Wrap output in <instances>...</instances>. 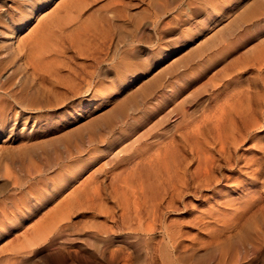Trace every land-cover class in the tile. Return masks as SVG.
<instances>
[{"label": "rangeland", "instance_id": "obj_1", "mask_svg": "<svg viewBox=\"0 0 264 264\" xmlns=\"http://www.w3.org/2000/svg\"><path fill=\"white\" fill-rule=\"evenodd\" d=\"M77 14L84 30L56 76L30 71L25 51L14 58L17 38L37 29L39 42ZM0 90V264H264V0H0ZM227 99L250 121L226 130L215 177L158 221L123 216L140 149ZM176 138L194 171L188 147L204 141ZM68 197V229L47 236ZM99 225L111 227L107 243Z\"/></svg>", "mask_w": 264, "mask_h": 264}, {"label": "bare ground", "instance_id": "obj_2", "mask_svg": "<svg viewBox=\"0 0 264 264\" xmlns=\"http://www.w3.org/2000/svg\"><path fill=\"white\" fill-rule=\"evenodd\" d=\"M70 1H71V3H73L75 5V7H77L84 0H73V1L70 0ZM32 14H33V10L30 9L29 11H26V14H25L27 16V20L26 21L29 20V17L32 16ZM53 29L54 30H49V32L44 37H43V35L40 36L41 34H39V36H40L39 38L42 37L39 42L38 41H36V42L33 41V40H35L34 37L38 33V32L36 33V31H38L37 29L34 30V31H30L27 34L26 38H24V40H21L20 38H17L16 35H15L14 39L17 38L16 39L17 45L15 46L16 47L15 53L13 51L14 58L19 53H22L23 51H25V52L22 53V55L25 57V59H27L28 62H27L26 66L29 65V67L31 68L30 71H33L34 73L35 72H41V73H45L46 75L47 74H50V75L51 74H54V75L58 74L59 70L61 69V66L63 68V61H64L65 57L68 56V55H66L67 50L70 49V47H72L73 44L75 43V40H77L80 37V35L82 34V31L84 30V28H83V23H82V21H80L79 15L77 14L76 17L72 18V20H70V21H68V22H66L64 24H61V25L60 24H56V25H54ZM28 40H29V42L32 40L31 42H33L34 44H32L31 50L26 51V50H24L25 47L27 46L26 44H29L27 46V49H28V47L31 46L30 43L27 42ZM20 45H23V46H20ZM8 49H7V51H8ZM16 53H17V55H14ZM11 54L12 53H10V56H11ZM7 55H9V53ZM13 56H12V58H13ZM10 58L11 57H9V59ZM12 58L10 60H12ZM16 59H20V58L16 57ZM93 60H94V58H93ZM8 61H6V62H8ZM24 64H26V62ZM23 67H24V65H23ZM91 76H92V74H91ZM73 82H75V81H73ZM67 85H69V84H67ZM90 88H91V85H90V83H88L87 91L94 90V87L91 88V89ZM72 89H73V87H72ZM7 90H9V89H7ZM241 92H242V90H241ZM244 94L246 95V97L249 95V93H247V94L244 93ZM244 94L242 92L243 97L242 96L241 97L243 99H245ZM14 97H15V95H14ZM229 97L231 98L232 95L229 96ZM232 98H234V96ZM232 98H231V100H233V102L235 104V101ZM229 99H227V101L225 103H223L222 105H220V103H218L219 104L218 109L215 110L214 112H212L211 114L203 115L202 117L200 116L201 118L196 119L193 122H190L187 127L183 124V126H185L183 131H181V129H180L181 132L178 131L179 129L177 130L178 132H180V134H179L180 136L179 137L187 138L186 140H188V138L194 139V141L192 140L193 143L195 142V140H198V139H202L204 141L203 143H200L201 140L198 142V143H200V146H197V148H195L196 149L195 151H192L193 146L192 147L191 146L188 147L189 150L191 148V151L189 152L191 154V156H193V154L191 152H193V153L195 152L194 153V158L197 160V166H195L196 169L194 171H190L189 172L188 169H187V165L189 164V162H187V161H191L192 160V159L188 160L189 159L188 157H190V156H188L187 159H186V156L184 157L183 154H181L180 150H179L180 148H182V149H184V148L180 146V148L178 149V147L176 145L175 138L178 137V132L176 133L177 135L174 134L176 136L175 138L174 137H170L167 140H160V141L156 140L154 142V144L153 143L147 144L143 148L140 149V152L138 153L139 155L137 156L138 158L136 159V161H134V162L132 161L133 162L132 164L129 163V165L130 164L132 165L131 167L129 166L130 167L129 168L130 171H127L128 173L130 172V174L127 173L128 174L127 176H128L129 180H127V181L125 180V182H123L124 188L125 187H127V188L129 187L131 189L130 190V195L132 196V199L134 198L133 199L134 203L133 202L132 203L135 204V205L134 206L132 205L133 208H130V206H128L129 203L123 201V203H125V205L122 203V205H124V206H122L120 208V211H121L123 216L126 217V215L127 216L134 215V218L136 217L137 218L136 220L137 221L139 220L138 221L139 223H140V220H142L145 216L148 219H150L151 221H154L155 219L158 221L159 219H157V218L160 217V216H158V213L161 214L160 211L162 209L169 208L171 205H173V202L175 201V199H177L180 196H182L185 193H187L190 188L194 189L195 187H200V186L208 183V181L211 178L215 177V176L214 177H212V176H213V169H214L215 163L217 162V157H225L226 153H225L224 144L231 145V144H229V142L230 143L232 142L231 140L228 143L225 141L228 137L226 138L224 136V134L225 135L229 134L228 132L226 133V130L227 129H228V131L230 130L231 133H233V132L235 133L236 132L235 135H237V132H240V130H241V129H239L240 128L239 127L240 124L238 125V122L241 121V125H245V124L242 123V120L245 122L246 119H248V116H249V115L246 114V112L247 113L251 112V110H250V112H249V110H247V111L244 110V112L241 111V110H234L232 108V104H230L231 102L228 101ZM238 99H240V98H236L235 100H238ZM0 100H1V98H0ZM4 100L5 99L2 98L1 101H4ZM9 100H11V99H9ZM240 100H242V99H240ZM240 100H238L237 102H239ZM246 101H247V99H246ZM246 103H248V101ZM246 103H244V104H246ZM2 104H4V103H1L0 105H2ZM6 105H8V103H6ZM238 105L241 106L243 104L241 103V105L240 104H238ZM248 105L249 104H247V106ZM243 109H245V108H243ZM13 113H14L13 115H16L17 114L16 110H14ZM245 114L247 115V118H246ZM4 116L6 117V115H4ZM248 120L250 121V119H248ZM187 121L188 120H185L184 123H186ZM245 123H247V121ZM246 126H248V124H246ZM242 127H244V126H242ZM210 134H212L213 136H209ZM238 134H240V133H238ZM178 138H176L177 141H181V138H180V140ZM229 138H230V136H229ZM236 139H234V140H236ZM183 142H184V144L186 143L185 140ZM190 143H192V142H190ZM178 144L181 145L182 142H181V144H180V142ZM186 144H188V143H186ZM228 148H229V146H228ZM186 150H188V149H186ZM193 150H194V148H193ZM182 151H184V150H181V152ZM227 156H229V155H227ZM224 163H225V158H224ZM226 163H227V161H226ZM251 166H252V164L250 165V167ZM257 167H258V165H257ZM192 169H190V170H192ZM251 170H254V169H251ZM251 170H249V172ZM125 172L126 171H124V173ZM124 173H123V175H124ZM251 173H253V172H250V174ZM125 177H126V175H125ZM134 181L138 183V185L136 183L137 187L131 186L132 182H134ZM112 182H114V181H112ZM90 185H92V184H90ZM82 186H84V185L82 184ZM98 186L96 185V187H98ZM87 188H89V187H87ZM97 194H98V191L96 192V195ZM94 196H95V194H94ZM125 196H126V194H125ZM125 196L123 195L122 199ZM68 198H70V197H68ZM96 199H98V198H96ZM249 199H250V201H252L251 198H249ZM72 200L73 199L70 198V200L65 203L67 205H65V206H63L61 208L59 207L58 209H57V207H58L57 206L56 207L57 210L55 209V212H52L54 214L51 217V219L49 218L50 220L48 221V224L46 226L44 225L45 229L42 228V229H44L43 230L44 232H47V236H49L51 234L53 235L54 233L55 234L61 233V232L65 231L66 229H68L69 223L71 221V216H72V214L74 212H76L74 210H77L75 205H73V203L71 202ZM82 200H84V199H82ZM140 200L142 201V203H139V202H141ZM75 201H76V199H75ZM85 203H87V202H85ZM243 203H244V201H243ZM126 204H128V205H126ZM245 204H248V205H245ZM61 205H63V203ZM238 205L239 204H237V206ZM244 205L245 206H243V207L241 206L243 208L242 212L244 211V209L245 210L248 209V208L246 209L244 207L250 206L249 202L248 203H244ZM81 206H82V203H81ZM241 209H240V211H241ZM240 211H239V214H240ZM130 213H132V215ZM233 213H234V210H233ZM235 213H238V211H236ZM239 214H237V215H239ZM141 224L142 223H140V225ZM39 225H41V224H39ZM110 228H107L104 225H99V227H97V228L95 227V231L93 233L94 238L96 240L99 239V240L107 243V241L110 239L109 238L110 236L108 234L111 231ZM139 228H140V231H145V230L141 229V226ZM146 229H147L146 230V234H147V232H149L148 231L149 228H146ZM151 229H153V228H151ZM151 231L152 230H150V233H151ZM111 235H112V233H111ZM146 236H148V235H146ZM144 238H145V236H144ZM46 239H47V237H46ZM40 240H42V239H40ZM52 240L53 239H49V242H53ZM144 241H145L144 243L147 242L145 239H144ZM33 243H34V241H33Z\"/></svg>", "mask_w": 264, "mask_h": 264}]
</instances>
